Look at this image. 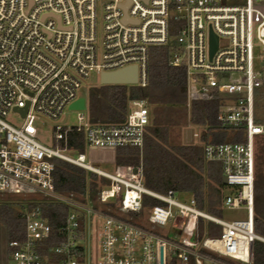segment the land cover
<instances>
[{
  "label": "built area",
  "instance_id": "obj_1",
  "mask_svg": "<svg viewBox=\"0 0 264 264\" xmlns=\"http://www.w3.org/2000/svg\"><path fill=\"white\" fill-rule=\"evenodd\" d=\"M170 23L179 32L169 64L184 70L187 108L219 99L216 129L243 134L242 144L202 145L204 162L220 166L229 191L219 217L199 211L193 198L183 204L172 191L143 186L144 102L128 101L118 124H92L86 110L68 111L85 97L78 94L90 71L100 77L135 68L136 85L126 87L146 88L149 50L167 45ZM255 44L264 47V0H0V197L24 201L15 204L23 232L7 244L9 264H160V251L162 264H220L204 251L252 264L253 242L264 243L252 222L254 140L264 135L254 116V91L262 86ZM67 113H76L75 124L68 125ZM9 115L19 124L8 123ZM36 121L52 125L50 147L39 142ZM123 149H135L138 162L116 172ZM58 163L104 181L96 209L88 197L56 193ZM143 198L157 203L144 218L146 229L107 213L111 204L138 213ZM49 205L69 210L59 230L62 242L52 247L45 243L57 238L40 209ZM199 220L218 227L219 238L196 243ZM167 226L176 241L157 233Z\"/></svg>",
  "mask_w": 264,
  "mask_h": 264
},
{
  "label": "trees",
  "instance_id": "obj_2",
  "mask_svg": "<svg viewBox=\"0 0 264 264\" xmlns=\"http://www.w3.org/2000/svg\"><path fill=\"white\" fill-rule=\"evenodd\" d=\"M179 27L175 23L169 24V39L165 47L149 50L148 55V85L146 88L107 86L104 97L100 100V124H118L124 120L128 101L144 102L146 106L171 108L185 106V73L180 67L169 64V58L176 47ZM89 105L96 103L93 96ZM220 100L191 102L190 123L204 128L200 142L208 145L242 144V131H225L215 127L216 116L220 112ZM256 123V122H255ZM168 127L152 123L146 128L143 139L142 164L143 186L154 193L163 194L172 191L176 194H188L196 202L197 209L207 215L220 214L219 208L227 196L226 188L221 182V176H212L204 165L202 148L172 146L168 144ZM80 139V136H79ZM138 162V152L135 149H123L118 152L115 165L116 172H124ZM221 172V170H220ZM255 174L254 164V206L253 233L264 241V184L260 183ZM104 181L86 175L83 171L72 166L58 163L54 176L57 194L82 201L88 197L92 208L96 209V197ZM157 203L143 198L142 208L138 213L122 212L116 206H109L108 214L126 217L130 223L146 229L144 218L148 210ZM31 208V206H28ZM42 214L48 220L51 236L57 238V243H45L46 247L57 246L62 242L59 230L64 218L69 213L66 207L49 205L40 207ZM120 215H119V214ZM0 226L4 228L7 244L19 241L23 232V217L19 208L13 204L0 203ZM220 236V229L201 220L197 224L196 243L203 240H213ZM221 264H235L215 255L202 252ZM252 264H264V243L254 241L252 244ZM227 261V262H226ZM170 264H179L172 260Z\"/></svg>",
  "mask_w": 264,
  "mask_h": 264
},
{
  "label": "rangeland",
  "instance_id": "obj_3",
  "mask_svg": "<svg viewBox=\"0 0 264 264\" xmlns=\"http://www.w3.org/2000/svg\"><path fill=\"white\" fill-rule=\"evenodd\" d=\"M254 56L255 72L258 74V79L262 83V86L255 89L254 91V116L256 124L264 127V47L255 44ZM102 87L107 86H100L99 77L94 72L90 71L88 79L82 84V90L78 94V97H82L85 95L86 115L88 118V122L92 124H98L101 122L102 115L100 112V100L104 97L105 92ZM92 96L93 98H95L96 103L91 106L89 105V99ZM146 108L148 110L149 125L154 122L159 126L168 127V144L172 146H192L200 149L202 148L203 144L200 142V138L205 129L202 127L193 126L190 123V107L187 108V105H185L173 106L171 108L146 106ZM67 116L68 125L75 124L76 113H67ZM7 122L13 125H15L14 123L19 124L16 118L12 115H9L7 117ZM33 128L36 130L39 142L45 147H50L52 144L53 136L52 125L48 122L36 121L33 124ZM254 164L255 174L258 177L257 179L261 184H264V135L255 138L254 140ZM204 165L207 171L212 176L219 175L222 179L220 166L218 164L204 163ZM100 168L103 171L112 173V168L110 166H102ZM225 194H229V191L227 189L225 191ZM176 199L183 204H189L191 196L188 194L180 193L176 194ZM4 202L15 205L23 203L24 201L20 198L10 199L6 197H0V203ZM215 217H219V214ZM240 219H245V213H240ZM157 233L168 241H176L178 239V237L174 233H172L169 226L165 227L164 230H157ZM0 264H9L7 260V241L5 237V231L2 226H0Z\"/></svg>",
  "mask_w": 264,
  "mask_h": 264
},
{
  "label": "water",
  "instance_id": "obj_4",
  "mask_svg": "<svg viewBox=\"0 0 264 264\" xmlns=\"http://www.w3.org/2000/svg\"><path fill=\"white\" fill-rule=\"evenodd\" d=\"M216 50V41L214 38H211L210 42V56ZM136 69L135 68H127L124 70H120L110 74H102L99 77V85L100 86H135L136 85ZM86 110L85 107V97H82L72 103L68 111L69 112H84ZM25 111L23 112V114ZM222 184L225 185V179L222 178ZM160 264H162V251H160Z\"/></svg>",
  "mask_w": 264,
  "mask_h": 264
},
{
  "label": "bare ground",
  "instance_id": "obj_5",
  "mask_svg": "<svg viewBox=\"0 0 264 264\" xmlns=\"http://www.w3.org/2000/svg\"><path fill=\"white\" fill-rule=\"evenodd\" d=\"M212 244L209 242H206V246H211Z\"/></svg>",
  "mask_w": 264,
  "mask_h": 264
},
{
  "label": "crops",
  "instance_id": "obj_6",
  "mask_svg": "<svg viewBox=\"0 0 264 264\" xmlns=\"http://www.w3.org/2000/svg\"><path fill=\"white\" fill-rule=\"evenodd\" d=\"M220 263V262H219ZM221 264V263H220Z\"/></svg>",
  "mask_w": 264,
  "mask_h": 264
}]
</instances>
